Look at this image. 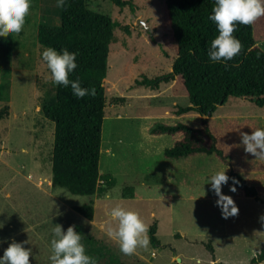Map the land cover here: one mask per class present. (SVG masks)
I'll return each instance as SVG.
<instances>
[{
  "label": "rangeland",
  "instance_id": "1",
  "mask_svg": "<svg viewBox=\"0 0 264 264\" xmlns=\"http://www.w3.org/2000/svg\"><path fill=\"white\" fill-rule=\"evenodd\" d=\"M132 3L118 6L111 0H87L89 8L119 24L107 57L106 114L99 159L100 174H111L115 185L94 197L93 219L75 209L89 202V196L74 195L61 187L49 188L54 123L43 116L41 104L53 83L42 60L45 47L36 34L41 23L60 24L56 0H32L22 31L11 34L12 77L6 90L10 110L0 119V222L4 224L0 238L16 233L23 222L43 219L63 209V217L49 218L45 228L53 231L56 223L63 229L75 225L86 253L95 258L96 264H208L214 256L220 257L217 264H250L264 248V203L244 194L242 198L237 187L231 192L229 179L222 192L233 198L239 211L225 219L210 188L172 187L163 179L171 163L178 166L174 169L176 176L188 170L207 172L211 167L208 160L215 155L197 153L178 160L164 157L162 150L171 144L172 135L158 137L151 128L159 122H177L173 119L175 111L188 105L189 100L178 79L161 82L156 89L135 84L143 76L153 78L170 72L176 44L167 25L164 0ZM252 25L256 44L264 50V16ZM5 102L0 100V109ZM181 117L192 125L201 118L196 112ZM209 122L218 146L227 150V143L241 141V132L264 127V107L230 98L216 108ZM231 155L234 170L241 173L239 167L246 162L236 161V152ZM256 161L264 164L262 157ZM126 186L136 188L135 196H123ZM116 205L138 212L150 227L155 222L160 243L123 254L118 243L106 234L111 221L107 212ZM3 250L0 245V255ZM173 255H178L181 263L178 258L171 260ZM29 259L30 264H51L42 254L31 253Z\"/></svg>",
  "mask_w": 264,
  "mask_h": 264
},
{
  "label": "trees",
  "instance_id": "2",
  "mask_svg": "<svg viewBox=\"0 0 264 264\" xmlns=\"http://www.w3.org/2000/svg\"><path fill=\"white\" fill-rule=\"evenodd\" d=\"M111 1L118 6L133 5L132 0ZM164 4L167 25L176 44L171 71L153 78L143 76L135 84L156 89L161 82L178 79L187 92L189 104L178 107L175 114L196 112L201 120L200 126L181 121L159 122L151 133H182L173 146L164 148V157L178 160L197 153L215 155L227 166L230 179L239 181L235 186L244 196L264 203V185H250L244 175L234 170L232 155L218 146L209 122L216 108L230 98L246 99L264 107V50L256 44L253 25H237L233 35L242 48L225 66L211 62L207 55L212 39L218 34L215 23L208 19L214 0H164ZM59 16V25L39 24L37 40L45 48L77 52V68L69 78L79 79L82 87L94 88L95 94L77 98L70 86L52 84L42 101L43 116L54 123L51 185L74 195L89 196V202L75 209L93 219L94 197L115 185L111 174H100L99 159L106 114L107 57L119 24L109 15L89 8L87 0H68L60 8ZM13 49L11 35L0 36V100L6 101L0 109V119L10 110L6 90L12 77ZM133 195V186L124 187L123 196ZM156 230L154 222L148 232L152 245L160 243ZM263 260L264 248L250 264Z\"/></svg>",
  "mask_w": 264,
  "mask_h": 264
},
{
  "label": "clouds",
  "instance_id": "3",
  "mask_svg": "<svg viewBox=\"0 0 264 264\" xmlns=\"http://www.w3.org/2000/svg\"><path fill=\"white\" fill-rule=\"evenodd\" d=\"M31 2L32 0H0V36L18 34L22 31L30 12ZM67 2L68 0H56V6L63 8ZM261 16H264V0H214L208 19L215 23L218 34L208 48L209 60L227 66V62L237 56L242 48L240 41L233 35L237 25H252ZM77 55V52H70L67 49L57 51L48 47L42 52V60L46 63L54 85L70 86L77 98L94 95V88L82 87L79 79L69 78L77 68ZM240 135L247 153L255 157H264V127L255 128L251 133L241 132ZM226 168L203 178V185L209 184L217 197L215 204L225 219L237 215L239 211L233 198L222 192V186L228 184L230 179L226 174ZM231 179L229 189L236 192L235 185L239 181L234 177ZM54 215L61 213L57 211ZM107 215L111 221L106 227V234L118 243L123 254L131 255L138 247L149 246L150 225L144 222L138 212L116 205L107 212ZM261 219L264 220V216ZM3 227V222H0V228ZM75 228V225H69L63 229L61 224H55L54 237L50 241L51 264H96L95 258L86 253L82 235ZM24 243L26 242L15 240L8 243L0 255V264H30L31 249L26 248Z\"/></svg>",
  "mask_w": 264,
  "mask_h": 264
},
{
  "label": "crops",
  "instance_id": "4",
  "mask_svg": "<svg viewBox=\"0 0 264 264\" xmlns=\"http://www.w3.org/2000/svg\"><path fill=\"white\" fill-rule=\"evenodd\" d=\"M185 114L176 115L175 117H173V119H178V121L188 123L187 121H185L181 117ZM182 120H184V121H182ZM200 120H201V118H199V120L196 121L195 124H193V126H200ZM225 131H227V130H225ZM164 134H159V135L157 134V136L161 137ZM181 137H182V133H177L175 135H172V137L170 138L171 144L169 146H166V147L173 146L174 142L177 139H180ZM226 146H227V150H224L225 152H229L230 154H233L234 152H236L238 154V159H236V161L239 162L243 159V161L246 162L244 165H240L239 169L241 170V174L244 175V177L246 178L248 184H250V185H264L263 184V182H264V164H260L258 161H256L257 157H255L253 154L247 153L244 150V146L240 141H233L231 143H227ZM166 147H164V148H166ZM164 148H163V150H164ZM163 150H162V152H163ZM189 157H191V156H189ZM262 158H264V157H262ZM208 161L211 164L209 171L203 173V172H192V171L188 170V171L178 172L179 176H176V172H174V169L177 170L178 166L173 165V163H171V164H169L170 169L164 171L163 179L165 181H167L169 184H171L172 187L187 185V187L189 189H191L192 186H194V189L210 188L209 184L203 185V183H204L203 178L206 176H210L212 174H215L219 170H222V167H224L225 164L222 161H220L216 156L209 158ZM233 161H234V158L232 156V163H233ZM251 162H253V163H251ZM175 163L177 164V162H175ZM236 164H237V162H236ZM232 167H233V165H232ZM192 175H194V176H192ZM48 182H49V188L52 189L51 188L52 187L51 176H50V179ZM231 182H232V180H231ZM30 185H32L33 187L37 186V184L35 182H31ZM145 186L148 187L147 184ZM36 188L39 189V187H36ZM240 191H241V194H240V196H241L244 193L242 190H240ZM136 192H137L136 188H134V196H135ZM210 194L214 195L211 188H210ZM241 197L243 198L244 196H241ZM57 211H59L61 213V215H54V213H56ZM94 211H95V208H94ZM63 214H64V210L59 209V210H54L53 214H51V215H49L43 219H35L32 221H26L25 223L23 222V227L21 229H19L16 233L11 234L10 237H1L0 238V245L2 246V249L6 248L8 246L9 242H12L13 240L16 241L17 239L20 240L22 238L23 242H26V243H24V246L26 248L31 249V253L42 254V255H45L46 258H49V256L47 254H51L50 241L54 237V233H53V231L47 230L45 228V226H46V223H49L50 219H54L56 216L63 217ZM176 258H179L178 255H173L171 257V260H174ZM181 260L182 259L180 258V260H178V261H180V263H181ZM199 261H200V259H197V263ZM219 261H221L220 257L214 256L213 259L209 260L208 264H217V262H219ZM41 263L43 264L44 262H39V263L35 262L34 264H41ZM259 264H264V260L262 262H260Z\"/></svg>",
  "mask_w": 264,
  "mask_h": 264
},
{
  "label": "water",
  "instance_id": "5",
  "mask_svg": "<svg viewBox=\"0 0 264 264\" xmlns=\"http://www.w3.org/2000/svg\"><path fill=\"white\" fill-rule=\"evenodd\" d=\"M140 22H142V21H140ZM142 24H144V23L142 22ZM178 260H180V258H178Z\"/></svg>",
  "mask_w": 264,
  "mask_h": 264
}]
</instances>
